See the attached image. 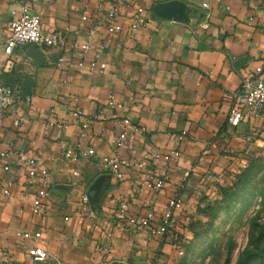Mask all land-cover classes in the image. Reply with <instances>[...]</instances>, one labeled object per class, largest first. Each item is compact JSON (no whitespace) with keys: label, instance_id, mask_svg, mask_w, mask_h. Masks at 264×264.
Returning <instances> with one entry per match:
<instances>
[{"label":"crops","instance_id":"crops-1","mask_svg":"<svg viewBox=\"0 0 264 264\" xmlns=\"http://www.w3.org/2000/svg\"><path fill=\"white\" fill-rule=\"evenodd\" d=\"M102 1L107 9L113 0ZM127 1L150 11L153 22L137 32L124 29L108 44L103 34L95 37L91 49L104 46L108 63L107 73L100 77L66 63L79 58L69 45L76 40L72 34L79 21L80 0H0V81L32 98L31 105L13 106L12 115L0 114V150L8 145L25 150L46 164L53 179L46 214L35 218L31 195L22 191L24 173L15 167L3 172L0 166V263H29L26 250L35 243L18 239L15 233L35 230L41 231L39 245L49 259L33 264H169L168 257H174L170 239L162 244L148 241L142 232L131 229L113 230L110 241L99 237L100 230L113 227L116 200L127 192V184L104 178L99 201L91 202L92 214L82 213L79 193L86 190L91 198L90 188L102 175L85 166L82 186L71 185L61 150L75 139L77 128L45 129L55 114L66 120L74 107L91 114L114 93L125 104L121 114L146 129L145 137L120 150L123 156L176 148L175 135L185 131L177 172L163 195L153 201L157 210L163 208L182 169L198 164L192 188L183 195L193 216L200 203L213 200L215 189L228 185L245 166L249 151L261 144L256 137L264 138L262 123L234 128L227 124L230 96L264 60V0ZM202 2L209 8L203 9ZM25 4L40 17L43 32H59L63 42L51 49L17 47L8 56L4 52L8 25ZM6 62L12 67L7 68ZM14 117L26 122L15 127ZM106 152L103 148L98 155ZM209 173L216 175V181L206 178ZM9 181L11 195L4 196L1 190ZM140 207L141 200L136 199L130 211L138 213ZM109 242L113 249L105 254L101 247Z\"/></svg>","mask_w":264,"mask_h":264},{"label":"built area","instance_id":"built-area-1","mask_svg":"<svg viewBox=\"0 0 264 264\" xmlns=\"http://www.w3.org/2000/svg\"><path fill=\"white\" fill-rule=\"evenodd\" d=\"M80 3L78 25L72 34L76 40L69 45V48L78 52L79 58L74 63L72 60H67L66 63L78 72L86 71L102 77L107 73L108 63L103 58L104 46L92 51L95 37L103 34L108 44L124 29L137 32L150 27L153 16L144 7L127 0H113L107 9H103L102 0H80ZM201 7L209 8L207 2H202ZM122 10L126 13L123 14ZM8 26L9 37L4 45V52L8 56L17 47L32 45L51 49L63 42L59 32H43L40 17L32 13L26 4L21 6L20 13ZM61 61L63 59H60ZM6 67L11 68V62H6ZM20 104L31 105L32 98L22 95L16 87L0 81V114L12 115V107ZM124 109L125 104L111 92L104 105L96 108L95 112L87 114L74 107L69 111L68 119L57 118L55 114V117L45 124V129L66 132L77 128L75 139L61 150V157L73 187H81L84 183L85 166L115 183L127 184V192L120 194L116 200L117 215L113 227L110 230H100V238L110 241L113 238V230L131 229L134 233L142 232L148 241L162 244L170 239L177 255L182 256L184 244H188L192 239L189 227L193 221V214L187 211L183 195L192 188V178L199 173V165L194 164L188 169H182L160 210L155 208L153 197L155 199L163 195L167 185L171 184L181 157L180 145L185 141L187 133L181 131L175 135L178 144L176 148L166 151L145 149L137 156H123L121 149H130L137 137L146 135L143 125L130 116L121 114ZM53 113L51 110L52 115ZM25 122L21 117H14L13 125L19 127ZM251 122L264 124V60L262 65L255 68L253 76L243 79L228 101L229 127L234 128L241 123ZM94 141H97L98 145H94ZM103 148L107 152L98 155V151ZM0 166L3 172H9L15 167L24 173L22 191L31 195V214L35 218H42L46 214L53 188L52 175L46 164L29 156L25 150L14 149L8 145L0 150ZM206 178L212 182L216 181V175L212 173L206 174ZM12 185V182H7L1 193L10 196ZM136 199L141 200L138 213L130 211L131 204ZM78 203L82 213L92 214L91 198L86 190L79 193ZM63 220L68 222L69 218L65 216ZM15 237L35 243L26 250L29 263L23 264L49 259V254L39 245L42 242L40 230L16 232ZM101 249L105 254L111 253L112 242L103 245ZM0 264L16 263L5 260Z\"/></svg>","mask_w":264,"mask_h":264},{"label":"rangeland","instance_id":"rangeland-1","mask_svg":"<svg viewBox=\"0 0 264 264\" xmlns=\"http://www.w3.org/2000/svg\"><path fill=\"white\" fill-rule=\"evenodd\" d=\"M256 139L261 144L249 151L245 166L235 174L242 173L252 160L257 168L242 180L233 177L223 186L229 188L226 193L218 187L213 200L196 207L189 228L192 239L184 244V254L178 256L175 252L166 262L264 264V164L257 166L264 161V138ZM198 209L201 216L197 215Z\"/></svg>","mask_w":264,"mask_h":264},{"label":"trees","instance_id":"trees-1","mask_svg":"<svg viewBox=\"0 0 264 264\" xmlns=\"http://www.w3.org/2000/svg\"><path fill=\"white\" fill-rule=\"evenodd\" d=\"M256 160V159H255ZM254 160H252L250 163H249V165H248V167H245L243 170H242V173H240V174H235L234 175V177L237 179H239V180H242V179H244V178H246V177H248V175L251 173V171H252V169L253 168H257V167H254V165H256V161H255V163L253 162ZM257 162H259V161H257ZM263 165L264 164V161L263 162H260V163H258L257 164V166L258 165ZM229 189V188H228ZM228 189H225V187H220L219 188V191H221V193H226V191L228 190ZM208 204H212V203H208ZM209 206V205H208ZM197 215H199V216H201V211L198 209L197 210ZM202 214H205V213H202ZM190 228V227H189Z\"/></svg>","mask_w":264,"mask_h":264},{"label":"water","instance_id":"water-1","mask_svg":"<svg viewBox=\"0 0 264 264\" xmlns=\"http://www.w3.org/2000/svg\"><path fill=\"white\" fill-rule=\"evenodd\" d=\"M104 178L106 177H100L90 188V191L93 192L91 196L92 203H97L99 201L101 181L104 180Z\"/></svg>","mask_w":264,"mask_h":264}]
</instances>
